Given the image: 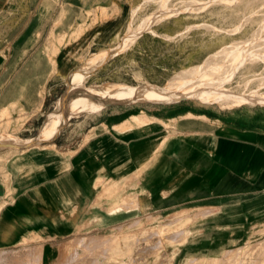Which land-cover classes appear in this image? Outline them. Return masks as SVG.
Returning a JSON list of instances; mask_svg holds the SVG:
<instances>
[{
    "label": "crops",
    "instance_id": "1",
    "mask_svg": "<svg viewBox=\"0 0 264 264\" xmlns=\"http://www.w3.org/2000/svg\"><path fill=\"white\" fill-rule=\"evenodd\" d=\"M51 1L21 0L17 7L12 6L17 0H0V10H22L28 16L23 32L38 19L33 28L38 37ZM71 1L86 10L117 5L119 14L61 49L52 76L45 66L49 56L29 55L27 62L41 64L37 84L49 85L43 106L50 96H62V85L84 62L80 51L113 44L126 22L122 1ZM61 2L55 0L54 10H61ZM13 58L0 53V80L8 67L3 64ZM259 106L215 114L181 102L150 114H110L89 124L87 135L95 132L87 139L59 129L38 138L45 143L1 149L0 257L37 254L40 264H53L68 240L181 209L167 219L154 215L132 234L141 241L144 233H157V244L146 249L166 252L167 264L175 263L182 246L198 255L180 264H215L227 251L231 264L239 251L244 253L239 264H264V106ZM74 114L68 103L69 123ZM127 233L112 251L119 260Z\"/></svg>",
    "mask_w": 264,
    "mask_h": 264
},
{
    "label": "rangeland",
    "instance_id": "2",
    "mask_svg": "<svg viewBox=\"0 0 264 264\" xmlns=\"http://www.w3.org/2000/svg\"><path fill=\"white\" fill-rule=\"evenodd\" d=\"M119 1L127 7L124 10L126 22L117 40L110 45L98 44L81 50L83 64L62 85V96H50L52 99L46 101L45 106L43 100L49 85L46 82L44 85L37 84V67L41 64L27 62L29 55L49 56L51 63L45 66L50 71L49 76H52L57 69L55 56L59 51L71 46L83 34H89L93 27L119 14V7L115 5L109 10L106 6L98 5L86 10L76 2L62 0L61 10H54L55 0H52V10L46 13L44 26L38 37L33 35L38 19L23 32L28 16L22 10H0V53L7 59L14 55L15 61L3 64V69L8 67L0 80V85L3 86L0 108L4 106L0 111V136L4 135L0 137V142L39 145L45 142L38 138L54 136L59 129L66 135L78 137L80 133L87 135L89 124L101 121L110 114H150L147 111L181 102L215 114L241 107L252 109L264 106L263 100L255 104H231L206 92H191L176 100L179 92L175 91L168 101L144 97L145 91L151 88L167 92L170 82L190 76L195 68L204 65L216 54H232L237 43L243 44L245 50L249 49L252 46L249 40L252 33L260 25H264V0H237L240 1L239 5L232 7L223 5L221 0ZM248 1L249 8L245 9ZM12 6H21V0H17ZM244 15L251 18L245 19ZM19 59L21 61L17 62ZM234 62L226 71L212 77L210 85L239 89L245 95L258 87L264 92V55L256 63L242 58H235ZM120 85L137 90L135 97L128 99L111 96ZM6 91L9 93L6 94ZM77 95H87L95 102L89 106H69L71 113H75L72 123H69L65 116L67 105ZM53 99L58 101L53 102ZM10 100L12 101L9 102ZM55 112L59 115L57 119L65 122L62 127L58 125L45 131V126L56 119L52 115ZM93 132L95 129L86 139ZM2 172L0 169V173ZM179 211L181 209L142 215L119 228L68 240L62 245L53 264H154L155 256L150 254L151 251L146 246L156 245L158 234L144 233L142 236L147 238L140 241L132 233L154 215L167 219ZM126 231V253L119 260L118 255L112 251H117L120 236ZM138 242L140 244L135 248ZM185 248L181 247L174 264L198 255L191 254ZM223 254L215 264H231L229 252ZM243 254L240 251L234 254L233 264H239ZM161 256L164 260L160 264H167L166 252ZM0 264H40V260L37 254L17 253L0 257Z\"/></svg>",
    "mask_w": 264,
    "mask_h": 264
},
{
    "label": "bare ground",
    "instance_id": "3",
    "mask_svg": "<svg viewBox=\"0 0 264 264\" xmlns=\"http://www.w3.org/2000/svg\"><path fill=\"white\" fill-rule=\"evenodd\" d=\"M221 1H222L223 5H225L227 7L239 5L238 3L240 2V1L237 2V0H221ZM241 1H243V0H241ZM198 6H201V5L198 4ZM245 6H246L245 9L249 8V1H248V3L246 2ZM244 18L245 19L251 18V16L244 15ZM263 33H264V25H260L258 27V29H256L252 33V36L249 39L250 43L252 45L249 49L245 50L243 44L237 43L234 46V51L232 54H226V53L216 54V55L212 56L211 58H209V60L204 65L195 68L193 73L190 76L180 77V78L176 79L175 81L170 82L168 84L169 90L167 92L157 91L156 89L151 88V89H148L145 91L144 97L147 99L167 100L168 101L170 95L171 94L173 95L172 92L176 93L175 91H177V93L179 92V94L178 95L175 94L176 100L181 99L182 97L190 94L191 92H196V93L206 92L207 94H210L217 99L226 101L227 103H231V104H243V103L255 104L261 100L264 101V92H261V90H259V87L257 89H255V88L251 89L250 92L248 93V95H245V93L240 92L239 89L233 90V89H229V88H226L223 86L217 87V86L210 85L211 84L210 81H211L212 77L220 74L221 72L226 71L228 68H230L231 66H233L235 64V62H234L235 58H242V59L250 60V61H252V63H256L257 61H259L260 57L262 55H264V36L262 35ZM259 81H261V80H259ZM136 93H137V90H134V89L125 87L123 85L122 86L120 85V87L116 91H114L111 94V96H122L124 98L133 99L135 97ZM93 102H95V101L91 100L87 95H77L76 97H73L71 99V101L69 102V106H71V105L80 106L81 104H83V105L87 104V106H89ZM52 115L56 119L59 118V115L56 112L53 113ZM61 116H62V113H61ZM56 119H53L52 121H50L45 126V131L49 130L51 127H56L61 123V119L60 120H58V119L56 120ZM135 119L140 120V117H135ZM0 137H4V135H2ZM43 140H45V139H43ZM8 142L14 143L16 145L15 146H7L6 144H3L0 147V150L4 149V148H8V149H12V150H19L20 147H22V146L24 149V148H27V147L33 145V143L32 144H30V143H17V142H12V141H6V142L4 141L2 143H8ZM185 231H187V230H185ZM166 237H168V236H166ZM159 251L160 250H158V251L155 250V252L153 254L150 253L152 256H155L154 264H160L163 261L161 259L160 254H159ZM115 259H117V258H115Z\"/></svg>",
    "mask_w": 264,
    "mask_h": 264
},
{
    "label": "water",
    "instance_id": "4",
    "mask_svg": "<svg viewBox=\"0 0 264 264\" xmlns=\"http://www.w3.org/2000/svg\"><path fill=\"white\" fill-rule=\"evenodd\" d=\"M3 144H6L7 146H15V145H16V144H14V143H10V142H8V143H2V142H0V147H1Z\"/></svg>",
    "mask_w": 264,
    "mask_h": 264
}]
</instances>
